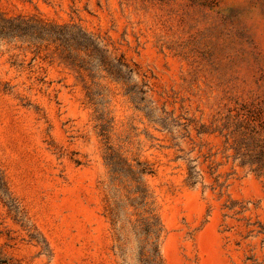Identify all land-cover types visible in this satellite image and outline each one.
Wrapping results in <instances>:
<instances>
[{
	"label": "rangeland",
	"instance_id": "374dc122",
	"mask_svg": "<svg viewBox=\"0 0 264 264\" xmlns=\"http://www.w3.org/2000/svg\"><path fill=\"white\" fill-rule=\"evenodd\" d=\"M159 260L264 264V0H0V264Z\"/></svg>",
	"mask_w": 264,
	"mask_h": 264
},
{
	"label": "trees",
	"instance_id": "16d2710c",
	"mask_svg": "<svg viewBox=\"0 0 264 264\" xmlns=\"http://www.w3.org/2000/svg\"><path fill=\"white\" fill-rule=\"evenodd\" d=\"M118 165V164H117ZM117 167L116 165L113 166V170L114 171H117ZM128 173H132V171L130 169H128ZM140 173L141 174H144V173H148L147 170L145 168H143L142 170H140ZM138 192L141 194V200L142 201H145V205H147L148 203L146 202V199H147V195L145 193V191L142 189V188H138ZM155 252L157 253L158 252V249L156 248ZM159 257V256H158ZM145 264H151L150 262H145ZM154 264H163L161 260H159V262H154Z\"/></svg>",
	"mask_w": 264,
	"mask_h": 264
}]
</instances>
